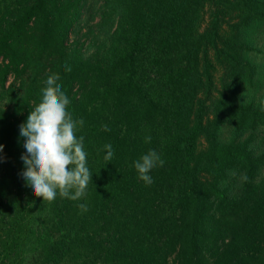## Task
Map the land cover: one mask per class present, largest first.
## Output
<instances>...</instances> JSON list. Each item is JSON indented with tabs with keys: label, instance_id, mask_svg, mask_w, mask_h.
<instances>
[{
	"label": "trees",
	"instance_id": "1",
	"mask_svg": "<svg viewBox=\"0 0 264 264\" xmlns=\"http://www.w3.org/2000/svg\"><path fill=\"white\" fill-rule=\"evenodd\" d=\"M87 1L0 0V264H264V99L239 94L264 0H104L89 55L70 43ZM52 74L84 121L78 200L43 201L21 175L19 126ZM149 150L164 164L147 185Z\"/></svg>",
	"mask_w": 264,
	"mask_h": 264
},
{
	"label": "clouds",
	"instance_id": "2",
	"mask_svg": "<svg viewBox=\"0 0 264 264\" xmlns=\"http://www.w3.org/2000/svg\"><path fill=\"white\" fill-rule=\"evenodd\" d=\"M59 79V74L48 76L46 87L42 89L41 101L30 111L26 122L19 126L26 150L21 156L24 164L21 175L26 185L33 189L34 195L42 197L43 201L54 200L57 191L61 197L78 200L86 194L93 176L87 167L84 138L75 135L77 125L82 126L84 121L74 120L67 111L70 100L58 83ZM105 130H108L106 126ZM150 139L146 138V142H150ZM3 148L4 145L0 144V152ZM104 148V160L110 161L114 156L113 147L105 144ZM163 164L159 154L149 150L134 162V167L139 179L150 185L154 181L149 173ZM79 206L87 210L86 205Z\"/></svg>",
	"mask_w": 264,
	"mask_h": 264
},
{
	"label": "rangeland",
	"instance_id": "3",
	"mask_svg": "<svg viewBox=\"0 0 264 264\" xmlns=\"http://www.w3.org/2000/svg\"><path fill=\"white\" fill-rule=\"evenodd\" d=\"M103 4L104 0H88L84 6L80 22L74 27L70 35V43L75 41L83 43L87 55L96 50L95 40L102 42L104 39V30L99 26ZM245 35L253 39L260 47L258 54L251 57L259 65V72L254 83L244 84L240 88L239 94L243 103L255 104L264 99V26L255 24L246 30ZM234 130L235 127L231 123H227L222 131L223 138H231Z\"/></svg>",
	"mask_w": 264,
	"mask_h": 264
}]
</instances>
